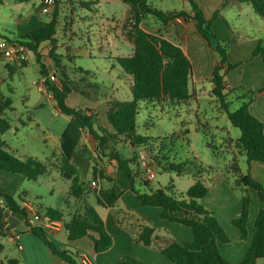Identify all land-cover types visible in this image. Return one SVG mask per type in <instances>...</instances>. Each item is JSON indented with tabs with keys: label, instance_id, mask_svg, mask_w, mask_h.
<instances>
[{
	"label": "rangeland",
	"instance_id": "rangeland-1",
	"mask_svg": "<svg viewBox=\"0 0 264 264\" xmlns=\"http://www.w3.org/2000/svg\"><path fill=\"white\" fill-rule=\"evenodd\" d=\"M78 1L75 0L76 4L70 7L65 0H62L58 19L56 53L62 56L59 61L68 79L66 81L69 83V95L73 94L76 100L83 99L91 105L96 103L100 107L106 102L109 104L131 101L132 80L121 70L118 57L133 56V43L116 38L115 25L110 23L114 17L121 19L125 14L120 9L109 12L110 10L104 6L89 13L79 6ZM227 1L194 0L205 17L212 21V29L221 39L211 37V45L199 35L196 25L194 27L200 39V44L193 41L190 45L194 75L192 80L195 81L197 100L178 106L151 105L149 102H142L140 105L137 134L149 137L150 143L143 148L152 151L162 166L157 168L156 163L150 160L157 168V177L150 182L148 191L164 190L169 193L166 188L170 186L177 196H185L189 188L194 185V179L202 178L204 185L215 194L213 196H217L224 189L232 191L237 198L242 194L243 189L237 185L238 176L230 169L232 159L235 156L239 157L235 143L242 134L239 128L230 123L222 105L212 94L213 85L208 76L212 74L220 60L216 51L219 46L227 47L231 64L238 65L239 60L241 63L247 60L252 63L249 47L255 40H264V19L257 15L250 5ZM2 3L4 6H0V42L6 40L5 38H15L14 36L23 34L25 27L22 25V19L29 14H38L42 26L53 16L41 12L40 0H31L23 4L15 0H2ZM150 3L163 12L191 9L186 0H150ZM73 7H75V20L70 33L67 30L70 27L66 24L69 23L70 10ZM149 18L154 19L152 16ZM151 19L147 20L146 26L153 31ZM158 23L164 26L160 21ZM50 48V43L45 44L41 55L48 57ZM67 54L71 60L66 58ZM11 62L9 58L0 57V97H10L13 100L12 110L6 113L11 128L0 134V141L4 144V149L15 158L23 161L34 158L47 167V173L37 182L24 181L21 190L28 193L27 200L39 209H42V206L58 207V209L66 206L68 211V200L73 206L75 198L69 194L66 181L54 182L53 179L61 174L57 169L61 154L60 137L70 118L60 112L53 93L44 83V75L37 69L39 67L34 55L30 54L27 67H20L19 61L15 60V63H12L14 67L12 76L5 67ZM208 69L210 71L207 73ZM248 70L244 71L238 66L228 73L227 81L233 90L227 98L231 112L237 111L251 101L253 96L248 91L255 92L264 88L261 83L258 87L254 84L250 85L245 76H251L252 81L259 77ZM49 71L51 72V67ZM56 71L57 77H61L58 68ZM37 83L44 85L42 92L39 91ZM263 101L260 104H263ZM229 139L232 141L230 142ZM116 149L123 158L130 159L134 155L133 149L125 144H119ZM245 158H238L242 173L244 175L250 173L254 179L264 184V170L260 162H252L248 165ZM96 160L99 162L97 158H93V164ZM170 165L181 167L183 174L179 175L176 171L163 169ZM131 169L136 171L134 166H131ZM18 181L19 179L15 182ZM139 183L137 179L138 189L142 188ZM103 186L109 188L110 184L103 182ZM53 189L56 190V197L52 196ZM210 202V199H206L199 203L208 209ZM218 220L220 224L225 223L220 217ZM222 228L224 230L226 227ZM183 229L189 231L187 228ZM12 232L16 231L12 229ZM5 233L6 237L1 239L5 251L0 256V262L10 258L22 259L15 243L7 237L9 230H5ZM19 233L21 235L22 232ZM62 235H65L64 229ZM227 236L232 240L229 234ZM31 238L41 245L34 235H31ZM51 239L57 246L59 245L56 238L51 237ZM234 245L236 241L233 242L232 247ZM219 252L225 259V256L229 255V248H220ZM258 264H264V260L259 261Z\"/></svg>",
	"mask_w": 264,
	"mask_h": 264
},
{
	"label": "trees",
	"instance_id": "trees-1",
	"mask_svg": "<svg viewBox=\"0 0 264 264\" xmlns=\"http://www.w3.org/2000/svg\"><path fill=\"white\" fill-rule=\"evenodd\" d=\"M18 3H27L30 0H15ZM69 6L76 4L75 0H65ZM230 1V0H228ZM227 1V2H228ZM237 4L252 6L257 15L264 19V0H232ZM129 6L128 16L124 21L123 29L129 40L133 43V56H120L118 63L121 70L132 80L131 101L111 102L107 110V118L113 132H109L103 127L95 113L84 111L83 108H71L66 101L70 93L69 83L65 74V69L61 67L59 59L62 57L56 53L57 35L60 18V4L62 0H57L56 8L52 19L43 28H38L27 34L18 36L17 42L25 46L34 55L42 74L46 75L45 85L53 93L54 99L58 103L60 112L70 118V121L60 137V163L58 169L61 178L70 182V192L76 200H81L80 210L70 221L66 222L63 213L56 209L48 208L45 216L51 221L62 223L68 233V240L74 242L86 237H92L95 244L96 253H105L114 244L112 236L106 230L104 219L95 206L84 200L93 195L96 204L104 209H112L121 199L113 180L104 174L100 168V163L96 160L92 168V181H107L112 184L109 188L93 191L88 190V184L81 180L78 169L73 164V155L77 152L81 139L87 133L96 142V158L98 160H114L119 171L123 172L130 190L138 197V201L143 206L158 208L161 210V218L171 224H179L190 228L192 231V241L182 245L176 241H168L160 247V252L172 264H258L264 260V184L254 179L250 173L244 175L238 162L239 157H246V162H260L264 166V123L253 115L251 105L260 96L264 95V88L252 92L248 91L253 98L240 109L231 112L230 103L227 98L233 91L227 81L228 73L239 66L233 65L229 61L227 47L219 46L216 49L219 55V62L214 68L210 81L213 85L212 94L217 98L222 108L226 112L230 123L239 128L241 136L236 140L235 146L239 151V157L232 159L230 169L238 176L237 185L242 188L240 196V215L233 221V226L240 234L242 240H247V225L250 219L252 197L249 190L254 191L260 201L261 210L254 221V233L250 248H248L244 259L239 263H232L225 260L219 252V244L230 243V238L221 227L220 222L215 217L214 212L204 208L199 202L204 200L210 189L204 185L202 178L194 179V185L189 188L186 195L177 196L173 188L168 186L166 193L164 190L148 191L149 184L144 178V171L138 162V150L150 143L149 137L138 135L137 117L142 102H149L151 105L172 104L182 105L192 100H197L196 89L192 86V62L184 50L174 44L173 41L163 35L154 34L146 30L143 21L152 16L155 20L163 24L180 19L189 22L195 21L197 32L211 44V37L221 40L212 29V21L208 20L194 0H186L189 11H168L163 12L152 6L150 0H123ZM79 6L93 12L92 7L96 6L98 0H79ZM2 5V0H0ZM74 10L70 15H73ZM68 27L72 25L73 18L69 17ZM69 29V28H68ZM67 29V30H68ZM44 43H50L51 48L49 58L54 62L55 69L58 68L61 77L57 74L49 75L47 67L43 63V56L40 48ZM212 45V44H211ZM213 47V46H212ZM261 57L264 64V40H260L253 51V57ZM66 58L70 59L67 54ZM28 62H19L20 67H27ZM6 69L10 76L14 74L13 66L7 64ZM57 72V71H56ZM54 77V80L52 79ZM13 100L10 97H0V134L10 130L11 123L6 117L8 110H12ZM231 142L232 140L229 139ZM119 144L131 147L134 155L130 159L123 158L117 151ZM150 160L156 163L157 168H161V163L150 151ZM131 166L136 167L134 172ZM164 170L176 171L182 175L181 167L166 166ZM0 172H8L21 175L29 181L37 182L47 173V167L34 158L19 160L14 155L4 149V144L0 141ZM146 188L144 191L136 188V180ZM0 199L3 200L7 210L4 212V222L7 224L9 215H20L25 218V223L32 234L43 242L55 255L68 264H79V254L69 247L60 250L54 244L43 227L33 226L30 220V211L22 207L12 195L3 193L0 189ZM40 216V214L38 215ZM5 234V233H4ZM17 234H20L17 232ZM156 230L147 225H140L136 238L138 243L147 248L154 246L156 242ZM5 251L4 245L0 242V256ZM124 264H145L130 255H122ZM0 264H21L18 259H7Z\"/></svg>",
	"mask_w": 264,
	"mask_h": 264
},
{
	"label": "crops",
	"instance_id": "crops-1",
	"mask_svg": "<svg viewBox=\"0 0 264 264\" xmlns=\"http://www.w3.org/2000/svg\"><path fill=\"white\" fill-rule=\"evenodd\" d=\"M231 2L234 4L233 1ZM41 5H42V0H40V7ZM0 6H4V4L2 3V5ZM103 6L107 7L110 10L109 12H113V10L115 9L118 10L120 9L123 12V14H125L121 19H117V17H114L110 23H113L115 25L114 36L116 38L120 40H129L126 32L123 29L124 21H126L130 9L129 6L124 4L123 0H98L97 5L94 6L92 10L96 11L97 8H102ZM72 10H75V7L71 8L70 12ZM88 12L93 13L90 11ZM71 18L74 19V13L73 15H71ZM51 19H49L48 22H50ZM149 19L151 18L148 17L145 19V21H143V26L146 30L154 34L163 35L164 37L170 39L171 41L174 42V44L181 47L189 58L191 55V48H190L191 43L195 41L196 44H200V39L197 37V33L194 28L195 21L193 20L186 22L185 20L180 19L175 22L172 21L166 25L164 24V26L162 27L158 23L159 21L155 19L153 20L151 19L152 22L150 24H152V29H154L152 31L151 29H149V26H146V22ZM40 21H41V17L38 14L33 13V14H29L27 17H24V19H22V25L25 27V32L20 35L27 34L38 28L41 29L48 23L47 22L44 26H42L43 24H41ZM71 26L68 29L70 33H71L70 30L72 28ZM14 37L15 38H5V39L17 41L18 37L17 36ZM259 41L260 40H255V42L249 47L250 53L252 55V59H251L252 63L250 64L249 60H247L244 63H241V60H239L238 62H240L239 64L240 69L242 70L244 69V71H246V69H249L248 71H252L253 74L255 73L254 76L259 77L255 81H252L251 76L249 75L245 76L247 77V80H249L250 85L254 84V86L258 87L260 86L259 84L261 83V85L264 87L263 60L259 56L253 57V51L255 47H257ZM45 44L48 43H44L41 46L40 48L41 54H42V48ZM186 44H187V48H185ZM133 51H134V46H133ZM43 57H44L43 63L47 67V70H50L51 67V72L49 71V75L51 76L55 74L56 69L54 66V62L49 57H45V56ZM190 60L192 62L191 58ZM12 63L15 62L12 61L11 63H7V64L12 66ZM37 69L40 73H42L40 67ZM209 71L210 69H208L207 73ZM211 76L212 74H210L208 78L210 79ZM193 77L194 75L192 74V78ZM44 78H46V75H44ZM258 80H260V82ZM39 86H42V88H44L43 87L44 85H39ZM192 86L195 88V81L193 80H192ZM74 98L75 96L73 94H70L66 101L67 105H69L72 108H83V110L87 111V113L89 112L95 113L98 117L99 123L103 127H105V129H107L109 132L111 133L113 132V128L110 126L107 118V110H109V104L107 102L100 107L96 103H93V105H91L85 102L83 99L76 100ZM261 100L262 101L264 100V95L260 96L256 101H254L250 109L253 115L259 118L261 122L264 123V115H262L264 111V101L263 104H260V102H262ZM95 148H96V142L94 141L92 136L89 134H85L81 139V143L78 147L77 152L73 155V164L78 169L81 175L80 177L81 180L88 184L89 191L95 190L91 187V182H92L91 177H93L92 175L93 158L95 159L97 157ZM99 163H100V168L104 170V174L113 180V184L115 185L116 189L122 193L121 199L118 200L116 206L112 209H104L103 207L98 206L96 204V200H95L96 198L93 195H90L88 199H85L83 202L85 203L87 201L91 205L94 204L93 206L96 207V209L98 210V212L105 221L104 224L106 230L114 240V244L112 245V247L105 253L95 252L94 249L95 242L92 238V237H97V235L95 234H92V237H86L82 240L79 239L77 241L70 242L68 240V233L63 224L61 225V227H54V228H49L42 224V220L48 208H53L58 210L59 212H62L64 215L63 219L66 222L70 221L71 218L76 213L79 212L80 206L82 204L81 200L79 201L74 199L73 206L70 204L68 200L67 203L68 211L66 206H63L61 209L52 206H47V207L42 206L43 208L39 209L35 206L34 203L27 200L28 193L26 191L21 190L24 181H26L27 179L21 175L8 173V172H0V189L2 190L3 193L12 195L19 205H21L22 207H26L30 211V223L35 227H43L47 231L50 240H52L51 237L56 238L59 242L58 246L55 244L53 240L52 241L57 246V248H59L60 250H65L69 247L72 251L77 252L79 254V260H78L79 264H83V261L81 259L83 256H85L89 260L90 264H124L122 261V255H130L145 264H172L160 252V247L164 246L168 241L169 242L176 241L182 245L189 243L190 241H192V231L190 230V228L179 224H171L170 222L163 220L161 218V210L158 208H151L148 206L141 205V203L138 201L137 195L130 190V185L127 182L123 172L119 171L116 161L103 159V160H99ZM260 166H262L264 170V166L262 164H260ZM17 179H19L18 183L15 182ZM58 180H64L61 178V174L60 176L59 175L55 176L53 179L54 182ZM66 182H67L66 185L68 186L70 192V182L68 181ZM103 182H107V181L97 182L99 188L103 186ZM111 185L112 184H110V186ZM145 189L146 188L142 187L139 190L144 191ZM51 193L52 196L56 197L55 195L56 190L54 189L51 190ZM249 193L252 197V203H251L249 224L247 225L248 238L247 240L244 241V243L241 242L243 240L240 238L239 232L233 226L234 219L236 217L238 218L240 215V203H241L240 198H237V196L234 193H232V191L224 189L221 190L217 196H213L215 194L210 190L208 196L204 199V200L210 199L211 202L209 205L210 207L208 206V209L214 212L217 220L218 217L223 219L225 223L221 225L224 228L226 227L224 229L225 232L232 237V240L230 239V243L219 244L221 245V247H219V251L220 248H229V253H228L229 255L228 256L226 255L225 259L232 263H239L244 259L247 250L248 248H250L251 245V241L254 233V228H253L254 221L258 215V212H260L262 208L261 205L259 204L260 201L257 194L252 190H249ZM99 207L101 209H99ZM5 210H7V207L5 206L3 200L0 199V242L1 239L6 237L5 230H9L7 237L11 238V240L15 243L18 251L20 252L22 259H18V260H20L21 264H68L65 261L61 260L57 255H55L38 238L37 239L41 242V245H38V243L35 242L33 238H31V235L34 234H32L28 229V227L26 226L25 218L23 216L20 215L14 216L13 214H10L9 219L7 220V224H5L4 222ZM39 214L41 220H36L35 217L33 216L34 215L37 216ZM140 225H147L148 227L154 228L156 230V235H155L156 242L154 246L147 248L146 246H143V244L137 242L136 238L139 233ZM182 227L187 228L189 231L183 229ZM12 229L13 231L16 232L13 233ZM63 229L65 230V235H62ZM17 232H22L23 234L21 233L20 235L17 234ZM234 241H236L237 246L234 245L232 247ZM0 263H2V261Z\"/></svg>",
	"mask_w": 264,
	"mask_h": 264
},
{
	"label": "built area",
	"instance_id": "built-area-1",
	"mask_svg": "<svg viewBox=\"0 0 264 264\" xmlns=\"http://www.w3.org/2000/svg\"><path fill=\"white\" fill-rule=\"evenodd\" d=\"M56 4L57 0H42L41 12L43 14L52 15L56 8ZM0 57L9 58L12 61L17 60L19 62H29L30 51L25 46L19 44L17 41L3 40L2 42H0ZM52 79L54 80V77H52ZM36 85H38L39 91L42 92V86H39L38 83ZM55 114L57 115V112H55ZM138 153V162L140 163L141 168L144 171V179L148 182H152L157 177V168L150 161L151 153L145 148H140ZM91 187L93 189H98L99 185L96 181H92ZM34 217L36 220H41V217L38 215H34ZM42 224L49 228L61 227L62 225V223L51 221L47 216H44ZM81 259L83 261V264H90L89 260L85 256H83Z\"/></svg>",
	"mask_w": 264,
	"mask_h": 264
},
{
	"label": "water",
	"instance_id": "water-1",
	"mask_svg": "<svg viewBox=\"0 0 264 264\" xmlns=\"http://www.w3.org/2000/svg\"><path fill=\"white\" fill-rule=\"evenodd\" d=\"M260 164H262V163H260Z\"/></svg>",
	"mask_w": 264,
	"mask_h": 264
}]
</instances>
